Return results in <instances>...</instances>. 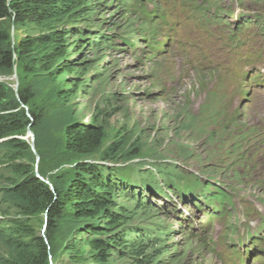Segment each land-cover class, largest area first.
<instances>
[{
    "label": "rangeland",
    "instance_id": "374dc122",
    "mask_svg": "<svg viewBox=\"0 0 264 264\" xmlns=\"http://www.w3.org/2000/svg\"><path fill=\"white\" fill-rule=\"evenodd\" d=\"M96 6L89 19L104 23L88 32H98L99 37L79 40L70 34L68 48L79 45L68 52L76 69L59 80L16 64L9 67L2 60L0 39V85L12 101H18L21 89L31 98V106L25 107L31 125L20 136L30 148L20 151L11 137L0 138V261L17 250L14 221L31 222L41 234L47 228L45 214L29 221L11 198L17 179L13 164L33 166L36 175L52 185L50 177L76 160L64 147L68 125L94 121L106 133L102 151L117 149L125 157L137 153L107 163L110 168L135 178L154 173L165 191L140 187V195L147 197L143 201L159 208L148 211L138 210L134 197H117L126 212L137 209L131 225L142 224L147 233V224H153L163 232L156 233L160 244L146 245L150 257L144 261L126 252L113 255L112 263L242 264L232 255V243L250 245L244 240L250 232L263 238L262 260L257 252L244 264H262L264 83L253 78L264 73V0H114L108 7ZM144 9L153 14L152 23L160 21L154 37L170 36L161 51L152 52L147 44L153 30ZM228 17L254 35L244 34L246 41L238 44ZM0 26L11 36L7 48L37 33L33 24L16 26L12 20H0ZM14 59L18 61L16 55ZM10 103L0 101V114ZM171 175L220 187L231 196V204L223 215L212 217L207 214L211 204L197 209L194 196L182 199L174 193L167 182ZM69 228L58 238L52 264H72L69 243L83 245V227ZM231 255L235 261L228 262ZM81 264L94 263L88 257Z\"/></svg>",
    "mask_w": 264,
    "mask_h": 264
},
{
    "label": "trees",
    "instance_id": "16d2710c",
    "mask_svg": "<svg viewBox=\"0 0 264 264\" xmlns=\"http://www.w3.org/2000/svg\"><path fill=\"white\" fill-rule=\"evenodd\" d=\"M113 1L0 0V20H12L16 26L33 24L37 29V33L21 37L14 48H7L10 34L5 30L0 31L2 60L9 67L16 64L26 72L35 74L41 71L57 77V80L72 74L76 68L68 52L70 48H78L79 45L71 43L68 48V37L76 34L79 40L98 38V32L88 31L104 21L96 23L89 17L98 10L97 4L108 7ZM146 17L152 21V14L146 12ZM80 21L84 23L83 26L79 25ZM59 71L62 74L57 76ZM57 92L61 93V90ZM6 99L11 103L9 109L0 114V138L11 137L10 140L20 151L29 149L30 144L20 136L26 135L31 125L25 108L31 106L30 95L26 89H21L18 101H12L0 85V101ZM31 113L37 121L38 116ZM105 139V130L97 122L69 124L64 147L76 160L71 168L50 177L52 185L36 175L33 166L22 162L13 164L17 179L10 188L11 198L17 203L23 217L29 221L45 214L47 228L41 234L31 222L14 221V233L18 235L17 250L0 261V264H52L59 236L69 226L77 225L82 226V231L87 235L82 239L84 242L80 243L82 246L77 245L76 241L69 243L67 251L75 252L71 255L72 264H81L88 257L94 264H114L111 262L112 256L125 255L126 252L138 259L143 257V261L150 257L145 252L148 248L146 245L160 244L161 235L156 233L163 232L162 226L147 224L148 230L145 233L142 224L131 225L129 220L136 215L137 209L148 211L153 208L149 200L143 201L147 197L140 195V187L145 186L148 192H165L164 187H160L154 173L135 178L130 172L110 168L107 163L122 158L129 160L137 153L125 157L117 153V149L102 151ZM16 158L14 156L13 160ZM181 177L171 175L167 179L168 185L175 189L174 193L179 197L200 191L211 202L213 197L220 202L228 199L221 188L217 193H208L200 179L192 178V181L182 182ZM122 195L129 199L134 197L138 208L128 212L123 210L117 203V197ZM113 227L115 230L111 231Z\"/></svg>",
    "mask_w": 264,
    "mask_h": 264
},
{
    "label": "bare ground",
    "instance_id": "6f19581e",
    "mask_svg": "<svg viewBox=\"0 0 264 264\" xmlns=\"http://www.w3.org/2000/svg\"><path fill=\"white\" fill-rule=\"evenodd\" d=\"M159 22H160V21H159ZM159 22H158V23H159ZM254 105H255V104H254ZM258 108H259V107H258ZM261 112H262V111H261ZM262 113H263V112H262ZM256 116H257V115H256ZM252 117H253V116H252ZM256 119H257V118H256ZM223 192H224V191H223ZM224 194H225V193H224ZM260 256H261L260 253H257L256 257L259 258Z\"/></svg>",
    "mask_w": 264,
    "mask_h": 264
},
{
    "label": "clouds",
    "instance_id": "9594fccd",
    "mask_svg": "<svg viewBox=\"0 0 264 264\" xmlns=\"http://www.w3.org/2000/svg\"><path fill=\"white\" fill-rule=\"evenodd\" d=\"M224 190V189H223Z\"/></svg>",
    "mask_w": 264,
    "mask_h": 264
}]
</instances>
